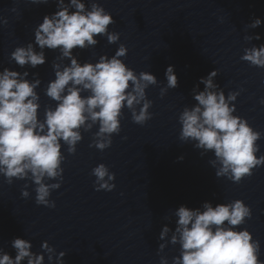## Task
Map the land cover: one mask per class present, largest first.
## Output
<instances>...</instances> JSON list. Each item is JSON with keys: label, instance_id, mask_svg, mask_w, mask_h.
Here are the masks:
<instances>
[{"label": "water", "instance_id": "water-1", "mask_svg": "<svg viewBox=\"0 0 264 264\" xmlns=\"http://www.w3.org/2000/svg\"><path fill=\"white\" fill-rule=\"evenodd\" d=\"M87 2V0H86ZM112 13L115 23L109 30L121 33L117 43L97 36L95 46L73 50L81 62H95L101 54L113 55L120 42L128 47L125 63L140 71H151L158 83L146 89L153 101V116L144 125L134 123L124 109L121 131L113 134L112 145L100 151L89 147L91 131L82 132L75 154L62 147L64 181L53 190L50 199L55 208L35 203L34 185L14 179L9 185L0 175V247L12 252L11 240L21 236L32 241L33 251L40 252L48 240L57 253L66 251L65 264H159L160 255L169 260L179 254V245L169 243L157 254L159 232L165 223L175 227L172 214L181 204L190 208L243 199L252 208V217L240 228H248L261 241L264 259V166L253 170L235 183L226 176L217 177L210 164L214 153L201 155L193 142L179 139V112L194 101L191 90L214 68L216 82L224 88L239 90L236 114L246 117L257 130L264 131V68L251 66L240 59L245 47L264 43V23L249 27L252 19L264 20V0H99ZM15 9V11L13 10ZM56 11L55 0L33 3L32 0H0V70L36 72L42 80L40 118L44 107H55L44 89L54 79L52 62L63 67L70 61L60 59L59 51L46 49L47 61L37 68H20L10 61L17 45L34 40V29L45 14ZM7 18L8 23L3 20ZM259 33L261 39L245 40ZM174 65L178 87L169 88L165 70ZM204 85L200 84L202 90ZM86 94V93H85ZM257 143L264 153V137ZM259 154V153H258ZM183 159H178L179 157ZM100 162L115 172V188L95 190L91 169ZM51 182V181H50ZM29 184L30 196L21 189ZM171 233L169 234V236ZM47 264V259L45 260Z\"/></svg>", "mask_w": 264, "mask_h": 264}, {"label": "clouds", "instance_id": "clouds-1", "mask_svg": "<svg viewBox=\"0 0 264 264\" xmlns=\"http://www.w3.org/2000/svg\"><path fill=\"white\" fill-rule=\"evenodd\" d=\"M32 2L46 4L48 0ZM55 3L56 11L45 14L36 25L34 40L17 45L9 57L20 68L34 69L46 63L48 49L58 50L60 59L70 61L63 67L55 59L52 62L55 78L47 82L44 93L56 102L55 107H44L40 118L37 88L42 80L38 73L32 72L29 79L27 69L0 70V175L9 185L14 179L32 182L35 203L49 208L56 206L55 200L50 199L52 191L64 181L66 156L62 147L67 146L68 154H75L83 139L82 132L98 126L89 147L95 146L100 151L109 148L113 134L121 131L125 108L134 123L144 125L153 116L149 111L153 101L147 97L146 89L158 83L151 71L137 73L125 63L122 58L128 47L123 42L111 56L105 53L95 62H81L73 50L97 45V36H106L110 44L120 40V32L109 30L116 21L99 0H55ZM3 23H8L7 18ZM262 23L264 20L256 17L249 27L254 29ZM244 38L261 39L259 33ZM240 59L264 68V43L245 47ZM218 72L214 68L192 88L196 103L185 105L179 112V139L193 142V147L202 150L201 155L213 152L214 158L209 162L216 169L215 175L239 183L251 176L255 168L264 166V153L257 143L264 137V131L236 114L234 101L242 89L230 90L226 95L215 80ZM165 77L161 97L179 84L174 65L167 66ZM259 103L264 104V97ZM90 175L95 177V190L115 188L116 174L104 162L95 165ZM30 194L29 184L25 183L21 195L28 198ZM172 214L176 218L175 227L168 223L162 226L157 254L169 243L179 245V254L171 261L167 255H160L159 264H264L261 241L248 228L239 227L252 217V208L243 199L215 205L204 201L196 208L181 204ZM11 248L14 254L0 247V264H45L46 259L47 264H65L66 251L57 253L48 240L42 241V250L36 252L30 239L17 236L11 240Z\"/></svg>", "mask_w": 264, "mask_h": 264}]
</instances>
